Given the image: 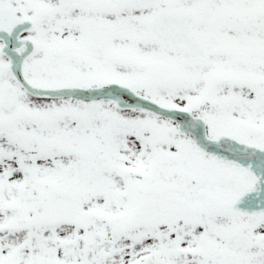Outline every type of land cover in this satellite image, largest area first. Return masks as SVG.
Wrapping results in <instances>:
<instances>
[{"label":"snow or ice","instance_id":"snow-or-ice-1","mask_svg":"<svg viewBox=\"0 0 264 264\" xmlns=\"http://www.w3.org/2000/svg\"><path fill=\"white\" fill-rule=\"evenodd\" d=\"M0 264H264V0H0Z\"/></svg>","mask_w":264,"mask_h":264}]
</instances>
